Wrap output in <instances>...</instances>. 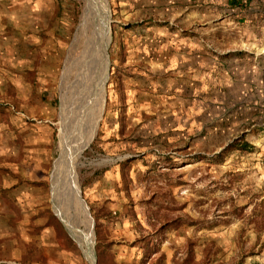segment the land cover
<instances>
[{
	"label": "rangeland",
	"instance_id": "obj_1",
	"mask_svg": "<svg viewBox=\"0 0 264 264\" xmlns=\"http://www.w3.org/2000/svg\"><path fill=\"white\" fill-rule=\"evenodd\" d=\"M208 3L192 0L201 14L187 23L184 0H97L103 105L68 180L57 172L60 130L78 117L86 0H0V264H239L253 254L258 236L244 231L264 230V117L225 114L219 93L188 94L177 74L182 36L219 24L204 16ZM239 139L249 148L221 152ZM74 187L92 226L66 201ZM66 208L77 222H65Z\"/></svg>",
	"mask_w": 264,
	"mask_h": 264
},
{
	"label": "crops",
	"instance_id": "obj_2",
	"mask_svg": "<svg viewBox=\"0 0 264 264\" xmlns=\"http://www.w3.org/2000/svg\"><path fill=\"white\" fill-rule=\"evenodd\" d=\"M184 1L183 17L188 23L201 11L192 10V0ZM205 2L209 3L204 16L219 19V24L194 26L192 35L187 32L182 36V68L177 70L181 89L188 94L196 89L210 95L219 93L225 114L264 117V0ZM197 11L200 14H194ZM244 236L250 242L258 236V244L239 264H264V230L256 232L249 226Z\"/></svg>",
	"mask_w": 264,
	"mask_h": 264
},
{
	"label": "bare ground",
	"instance_id": "obj_3",
	"mask_svg": "<svg viewBox=\"0 0 264 264\" xmlns=\"http://www.w3.org/2000/svg\"><path fill=\"white\" fill-rule=\"evenodd\" d=\"M96 2L97 0H86V7L80 24V26L86 25L91 20L93 28L90 29L89 35L87 37L85 36L84 43L81 47L79 55L77 56L78 58L76 57L75 59V61H77V59L79 61V71L77 73V81L75 84L77 86V96L80 100L78 105L75 104V111L78 117L76 121H73L74 128L68 129L65 122H63V127L60 130V168L57 172L63 174L62 177H66L68 180H71V169L78 161L82 149L91 140L94 131L96 130V123L103 105V85L107 73V60L105 55L107 28L105 27L106 25H103V14H101L104 10L102 7L103 3H100V7L102 8V11L100 12L97 9L98 6H96ZM100 2H103V0H100ZM81 71L82 73L80 74L79 72ZM95 96L97 98L96 102L98 103V107L95 110L93 109V112L89 117L90 119H86L89 106L93 102L92 99ZM67 104L66 97H64L65 109L67 108ZM83 114H85V116H83ZM56 182L58 183L57 180L53 182L55 190H57L55 187ZM71 191L70 201L69 199L66 201L69 202V207L75 206L80 211L83 220H85L86 226V223H88L90 219L80 199L79 203L77 202L76 188H72ZM67 208L65 211V222L70 225L77 222L76 220L78 216H75L77 213L75 214L73 211L75 208H73V210ZM87 235L92 236L91 231L88 232Z\"/></svg>",
	"mask_w": 264,
	"mask_h": 264
},
{
	"label": "trees",
	"instance_id": "obj_4",
	"mask_svg": "<svg viewBox=\"0 0 264 264\" xmlns=\"http://www.w3.org/2000/svg\"><path fill=\"white\" fill-rule=\"evenodd\" d=\"M236 143L234 142L233 144H231V143L230 144H227L224 148H222L221 152H224V151L229 150V149H242V150H246V149L249 148V145L247 143H245V141H241L240 140V143L239 144H236ZM94 227H95V235H96V238H97L96 224L94 225Z\"/></svg>",
	"mask_w": 264,
	"mask_h": 264
},
{
	"label": "water",
	"instance_id": "obj_5",
	"mask_svg": "<svg viewBox=\"0 0 264 264\" xmlns=\"http://www.w3.org/2000/svg\"><path fill=\"white\" fill-rule=\"evenodd\" d=\"M80 199V198H79ZM80 201H81V203H82V205L84 206V208H85V211H86V213H87V215H88V217H89V219H90V223H91V226H92V219H91V217L89 216V214H88V211H87V208H86V205L84 204V202L82 201V199H80ZM93 257V256H92ZM93 261V260H92ZM92 264H93V262H92Z\"/></svg>",
	"mask_w": 264,
	"mask_h": 264
}]
</instances>
